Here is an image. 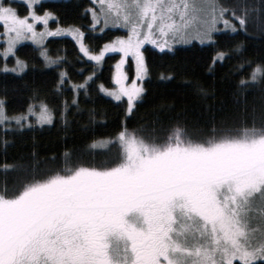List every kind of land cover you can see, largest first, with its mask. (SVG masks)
Listing matches in <instances>:
<instances>
[{
	"label": "snow or ice",
	"instance_id": "snow-or-ice-1",
	"mask_svg": "<svg viewBox=\"0 0 264 264\" xmlns=\"http://www.w3.org/2000/svg\"><path fill=\"white\" fill-rule=\"evenodd\" d=\"M36 2L27 0L29 11L20 16L0 0L5 57L27 33L39 41L60 31H36L35 23L47 25L51 15H37ZM96 5L94 25L102 16L127 35L116 36L99 54L82 42L80 51L97 62L105 52L121 53L113 76L118 88L101 87L117 101L126 96L129 110L144 89L135 80L124 83L125 57H132L142 80L146 42L170 47L193 32L211 41L220 21L236 30L216 0H96ZM247 13L245 8L235 17L241 28ZM72 34L84 35L78 29ZM24 67L17 59L11 71ZM249 79L264 82V63L252 68ZM25 118L8 117L0 101V122ZM39 118L51 123L46 106ZM101 145L116 150L99 164L69 158L63 168L33 174L16 190L5 182L0 264H264V111L260 126L254 117L252 127L237 132L217 133L213 126L201 138L176 126L165 141L150 142L125 129Z\"/></svg>",
	"mask_w": 264,
	"mask_h": 264
},
{
	"label": "trees",
	"instance_id": "trees-1",
	"mask_svg": "<svg viewBox=\"0 0 264 264\" xmlns=\"http://www.w3.org/2000/svg\"><path fill=\"white\" fill-rule=\"evenodd\" d=\"M216 1L234 18L247 8L246 27L233 19L235 31H217L206 43L191 40L168 50L145 45L144 91L130 111L125 100L117 101L100 88L113 85L118 53L105 55L98 66L68 36L49 37L43 47L21 43L7 57L0 53L5 114L26 117L20 123L0 122V189L6 182L9 191L16 190L33 174L63 168L69 158L99 164L116 150L101 141L125 129L147 141L163 142L176 126L201 138L210 135L213 126L217 133L250 128L254 117L260 126L264 82L249 78L252 68L264 63V0ZM13 5L20 15L26 14L25 3ZM90 5L91 0H45L36 10L53 13L54 24L80 27L88 49L98 51L125 31L96 30ZM17 59L25 67L13 72ZM39 104L46 106L51 123L38 124L32 114L26 115L30 106Z\"/></svg>",
	"mask_w": 264,
	"mask_h": 264
},
{
	"label": "rangeland",
	"instance_id": "rangeland-1",
	"mask_svg": "<svg viewBox=\"0 0 264 264\" xmlns=\"http://www.w3.org/2000/svg\"><path fill=\"white\" fill-rule=\"evenodd\" d=\"M15 1H20V2H23V3H25V4L27 5V0H4V2H5L6 4L10 3L11 7H13V8H15V6L13 5V2H15ZM42 1H45V0H38V2H36V3H34V4L32 5V10H33L37 15H44V13H45V12H43V13H39V12H37V10H36V5H38V4H39L40 2H42ZM91 2H92V5H90V6L88 7V10H89L90 15H91V17H92V26L96 27V30H98V31H102V30H104V29H106V28H121L122 30L125 31V33H124V34H118V35H116V36H119V35H127V30H126L125 28H123V27H121V26H119V25H113V24H111V23H109V24H105V23H104V19H103L102 16L100 17L99 22H98V23H95V25H94V21H93V11H91V10L95 8V10L98 11L99 9H98V6L96 5V0H91ZM177 2H179V0H177ZM216 3H217V5H218V7L222 8V7L218 4L217 1H216ZM27 7H28V5H27ZM15 9H16V8H15ZM28 11H29V9L27 10L26 14H24V15H20L18 12H17V13H18L20 16H25V15H27ZM49 13H50V12H49ZM225 18L228 19V20H230L232 24H233V21H232L233 19L236 20V21H238L236 18H234L233 16L229 15L227 12H225ZM55 19H56V17L53 15V13H51V15L48 17L47 25H45L43 22L37 21V22L35 23V28H36V31H37V32H40L42 29H45V27L47 28L48 31H51V32H57V30L60 29V31L58 32V34H55V35H46V36L43 37L42 40L37 41V40H33V39L30 38V37H31V33H27L26 36H25L23 39H20V40L16 41V43H15V45H14V48H13V52L15 53V49H16V47H17L19 44L24 43V42H30V43L34 44L35 46L43 47V45L45 44L46 39L49 38V37H53V36H68V37L73 38V39L75 40V42L77 43L79 50H80V42H82V43L87 47V45L85 44V42H84V40H83V36L78 38V37H76V36H74V35L72 34V31L77 30V29L79 30V32L84 33L83 29H81L80 27H77V26H66V27H63V26H60V25L57 24V23L54 24L53 21H54ZM29 22H31V17H29ZM238 22H239V21H238ZM221 30H232V28H230V27H225L224 23H223L222 21H220V22H218V24H217V29L212 33V36H213V34H214L215 32H217V31H221ZM3 32H4V26H3L2 23H0V33H3ZM116 36H115V37H116ZM115 37H114V38H115ZM194 37H195V33L193 32V37H192V38H189L188 41H186V42H185V41H177V42H175V43H171L170 47H162V48H158V47H156V45H154V44H152V43H148V42H146V43L142 46V51H143V47H144L145 45H151L152 47H154V48H156V49H158V50H166V49L168 50V49H172L175 45H177V44H179V43H187V42H190L191 40H195V41H198V42H201V43L209 42L208 40L201 41L200 39H197V38H194ZM114 38H113V39H114ZM110 42H111V40H110V41H107L106 43H110ZM106 43H104V45H105ZM104 45H103V46H104ZM6 46H7L6 38H5L3 35H0V53H1L3 56H4V54H3V49H4ZM103 46H102V47H103ZM102 47H101V48H102ZM87 48H88V47H87ZM101 48H100V49H101ZM100 49H99L98 51H92V52H93L94 54H99ZM90 51H91V50H90ZM80 52H81V51H80ZM81 53L83 54V52H81ZM111 53H118L119 57H118L117 61L115 62V64H114V68H113V73H112V84H113V85H112L111 87L103 86V88L108 89V90H110V91H111V90H115V89L118 88V86L115 84V81H114V79H113V76H114V74H115L116 71H117V69H116V64H117V62H118V61L120 60V58H121V53H119L118 51L105 52V53H104V56L107 55V54H111ZM9 55H13V53H9L7 56H9ZM83 56L86 57L87 59L91 60L90 57H87V56H85L84 54H83ZM104 56L102 57V59H101L99 62H97V61H93V60H91V61L95 62V63L99 66V65L102 63V60H103ZM130 65H131V66H130ZM131 67H132V68H131ZM122 71L126 74V80L124 81V83H125L126 85H132V84H133V81L135 80L137 86H140V87L143 88V80H144L146 74H145V76H144V78H143L142 80L139 79V78L136 76V67H135V63H134V61H133V59H132L131 56L125 57V63L122 65ZM90 77H91V76H88L87 78H90ZM100 88H101V91H102L104 94H106L107 96L113 98V97H112L111 95H109L107 92L103 91L101 86H100ZM141 93H142V92H141ZM141 93H140L139 97L141 96ZM139 97H137V100L139 99ZM113 99H114V98H113ZM122 99L126 101V104H127V110L130 111V110L128 109V101H127V97H126V96H122L120 100H122ZM115 100H116V99H115ZM134 103H135V101H134ZM133 105H134V104H133ZM42 106H44V105H43V104H39V105L36 106V107H32V108L29 110L28 114H26V115L32 114L34 120H35L36 123H38V124L49 123V122H46V121H45V122H41V121H40V118H39V117H40L41 107H42ZM237 263L239 264V261H234V264H237Z\"/></svg>",
	"mask_w": 264,
	"mask_h": 264
}]
</instances>
